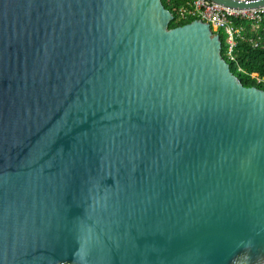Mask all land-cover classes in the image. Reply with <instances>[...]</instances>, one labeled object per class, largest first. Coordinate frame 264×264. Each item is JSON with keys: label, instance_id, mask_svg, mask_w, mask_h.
I'll return each mask as SVG.
<instances>
[{"label": "water", "instance_id": "water-1", "mask_svg": "<svg viewBox=\"0 0 264 264\" xmlns=\"http://www.w3.org/2000/svg\"><path fill=\"white\" fill-rule=\"evenodd\" d=\"M173 18L0 0V264H264V89Z\"/></svg>", "mask_w": 264, "mask_h": 264}, {"label": "built area", "instance_id": "built-area-1", "mask_svg": "<svg viewBox=\"0 0 264 264\" xmlns=\"http://www.w3.org/2000/svg\"><path fill=\"white\" fill-rule=\"evenodd\" d=\"M236 2H258L261 0H232ZM178 13L184 20H202L209 22L212 29L223 31L227 38V56L228 62L235 61V49L238 40L245 37L244 25L237 24V21H249L253 23V29L257 30L259 24L264 18V6L246 7V8H230L211 0H194L185 5L180 6ZM258 46L260 41L253 39ZM264 44V43H263ZM242 68H239L241 71ZM264 82V77L258 79Z\"/></svg>", "mask_w": 264, "mask_h": 264}, {"label": "trees", "instance_id": "trees-1", "mask_svg": "<svg viewBox=\"0 0 264 264\" xmlns=\"http://www.w3.org/2000/svg\"><path fill=\"white\" fill-rule=\"evenodd\" d=\"M194 0H161L164 7L169 10L174 18L169 22V27L174 28L193 21V19L184 20L178 13L180 6L193 2ZM237 24L244 25L245 37L238 40V45L235 49L237 56L235 61H230L232 70L240 77L246 86H257L264 89V82H259L258 79L264 77V18L257 30L253 29V23L249 21H237ZM221 35L223 42V55L227 56V38L220 30L216 31ZM260 41V45H256L253 41ZM239 68H242L239 71Z\"/></svg>", "mask_w": 264, "mask_h": 264}, {"label": "rangeland", "instance_id": "rangeland-1", "mask_svg": "<svg viewBox=\"0 0 264 264\" xmlns=\"http://www.w3.org/2000/svg\"><path fill=\"white\" fill-rule=\"evenodd\" d=\"M223 32V31H222ZM224 33V32H223ZM225 37H226V34L224 33Z\"/></svg>", "mask_w": 264, "mask_h": 264}]
</instances>
